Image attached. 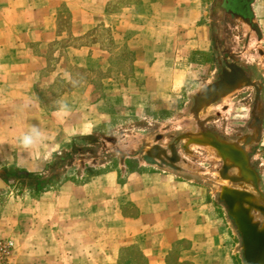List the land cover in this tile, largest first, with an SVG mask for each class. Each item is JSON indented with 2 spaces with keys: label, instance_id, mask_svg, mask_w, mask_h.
Here are the masks:
<instances>
[{
  "label": "crops",
  "instance_id": "crops-1",
  "mask_svg": "<svg viewBox=\"0 0 264 264\" xmlns=\"http://www.w3.org/2000/svg\"><path fill=\"white\" fill-rule=\"evenodd\" d=\"M227 17L250 30L232 56L249 61L264 94V0H0V238L15 241L9 264H238L230 221L186 150L170 167L127 157L82 182L70 168L41 190L15 177L47 174L69 145L146 116V105L160 116L188 82L210 78ZM25 133L36 147L20 146Z\"/></svg>",
  "mask_w": 264,
  "mask_h": 264
},
{
  "label": "rangeland",
  "instance_id": "rangeland-1",
  "mask_svg": "<svg viewBox=\"0 0 264 264\" xmlns=\"http://www.w3.org/2000/svg\"><path fill=\"white\" fill-rule=\"evenodd\" d=\"M245 30H249V28L244 25H236L229 17L225 19V30H220V32L217 30L214 36L215 46L222 49L215 52V61L219 58V64L216 62L214 72L210 74V78L202 73L196 79L188 82L187 88L179 91L177 97L163 102L164 107H170L171 105L172 107L162 108L160 116L155 117L157 108L154 104L151 106L142 104L145 106L144 108H150L151 113L136 120L116 122L113 128H110L107 132L87 137L91 140L85 138L78 144L69 145L67 149L61 152L59 158L53 161L51 170L47 174L32 178L29 175L16 172L15 177L24 180L23 184L39 183L41 184V190L48 188L49 185L59 179L62 181L67 178L70 168L76 170L74 178L82 182L95 174L121 166L127 157H140L151 162L153 158L149 157L147 153L157 146L164 148L169 158H172L171 147H174L177 153L183 157L186 150L191 152L193 156L190 158L189 164L193 168L203 169L207 174L206 176L210 178V189L216 194V201L221 205L230 221L237 263L247 264L244 258L242 236L234 220L230 217L227 207L220 199L218 186L226 184L218 174L222 168V162L211 149L190 144L187 139L188 135L196 134L199 128L205 127L221 140L242 141L245 137L253 135L256 120L262 121L260 129L263 135L264 94H261L260 90L262 84L252 78L248 69L250 65L248 60L241 62L238 58L232 56V52L245 50L248 43ZM234 45H238V49H234ZM256 50L254 51L256 52ZM254 60L256 61L253 64H260V59ZM232 64L245 68L247 75L258 86L257 89L243 85L227 98L212 106L205 107L197 116L193 112L195 97L201 90L217 84L223 71L228 70V67ZM257 69L259 71L258 66ZM259 76L262 77L261 74ZM181 92L184 96L179 94ZM140 101L141 103L147 102L146 99ZM249 159L252 168L255 169L261 179L260 187L264 192V145H262V140L261 143L250 147ZM165 164L167 167L173 165L170 160H167ZM71 174L73 175V172ZM254 219L262 226L264 222L262 214H254Z\"/></svg>",
  "mask_w": 264,
  "mask_h": 264
},
{
  "label": "water",
  "instance_id": "water-1",
  "mask_svg": "<svg viewBox=\"0 0 264 264\" xmlns=\"http://www.w3.org/2000/svg\"><path fill=\"white\" fill-rule=\"evenodd\" d=\"M228 68L223 71L217 84L201 90L195 97L193 112L197 116L205 107L227 98L243 85L257 89L253 79L241 67L232 64ZM261 127L262 121L256 120L253 135L245 137L242 141L221 140L205 127L199 128L196 134L187 137L190 144L211 149L223 164L218 174L226 184L218 186L220 199L242 236L247 264H264V222L261 226L254 219V214L264 216V192L260 187L261 179L252 168L249 159L250 147L261 143L263 136ZM158 149L161 156L171 162L177 155L176 149L171 147L172 158H169L166 150L160 146L152 148L147 155L153 160H162ZM4 189L6 186L0 181V190Z\"/></svg>",
  "mask_w": 264,
  "mask_h": 264
},
{
  "label": "built area",
  "instance_id": "built-area-1",
  "mask_svg": "<svg viewBox=\"0 0 264 264\" xmlns=\"http://www.w3.org/2000/svg\"><path fill=\"white\" fill-rule=\"evenodd\" d=\"M16 249L15 241L7 238H0V264H9Z\"/></svg>",
  "mask_w": 264,
  "mask_h": 264
},
{
  "label": "clouds",
  "instance_id": "clouds-1",
  "mask_svg": "<svg viewBox=\"0 0 264 264\" xmlns=\"http://www.w3.org/2000/svg\"><path fill=\"white\" fill-rule=\"evenodd\" d=\"M20 146L24 149H30L37 146V141L33 135L25 133L19 139Z\"/></svg>",
  "mask_w": 264,
  "mask_h": 264
},
{
  "label": "flooded vegetation",
  "instance_id": "flooded-vegetation-1",
  "mask_svg": "<svg viewBox=\"0 0 264 264\" xmlns=\"http://www.w3.org/2000/svg\"><path fill=\"white\" fill-rule=\"evenodd\" d=\"M158 154L161 156V151H160L159 149H158ZM161 158H162V160H166V161H167V159H166V158L164 159L163 156H161ZM173 159H174V157H173ZM166 161H165V162H166ZM222 165H223V164H222Z\"/></svg>",
  "mask_w": 264,
  "mask_h": 264
},
{
  "label": "trees",
  "instance_id": "trees-1",
  "mask_svg": "<svg viewBox=\"0 0 264 264\" xmlns=\"http://www.w3.org/2000/svg\"><path fill=\"white\" fill-rule=\"evenodd\" d=\"M87 140H91L90 138H87Z\"/></svg>",
  "mask_w": 264,
  "mask_h": 264
}]
</instances>
